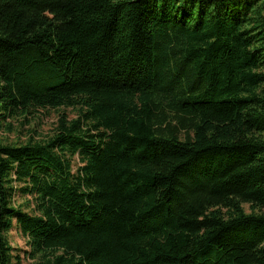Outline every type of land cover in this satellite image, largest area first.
<instances>
[{"label": "trees", "instance_id": "1", "mask_svg": "<svg viewBox=\"0 0 264 264\" xmlns=\"http://www.w3.org/2000/svg\"><path fill=\"white\" fill-rule=\"evenodd\" d=\"M14 223L37 264H264V0H0V264Z\"/></svg>", "mask_w": 264, "mask_h": 264}, {"label": "rangeland", "instance_id": "2", "mask_svg": "<svg viewBox=\"0 0 264 264\" xmlns=\"http://www.w3.org/2000/svg\"><path fill=\"white\" fill-rule=\"evenodd\" d=\"M71 114L72 113L70 112V115ZM59 115L60 113L57 111H40L35 115L30 116L29 121L24 125L21 123L22 119L13 123V131L7 132L5 130L2 132V136H4V138H6L8 141L17 143H26L30 139L41 140L43 138L50 137L54 131V128L56 127ZM74 116L73 114L71 115V117ZM15 200L17 206L23 205L26 201V199L19 195L16 196ZM8 239L14 249L13 254L15 256H20L22 261L21 264H37V261H34L28 257V252L30 249L27 246L26 239L23 237L21 230L16 223H14L13 229L9 232Z\"/></svg>", "mask_w": 264, "mask_h": 264}]
</instances>
